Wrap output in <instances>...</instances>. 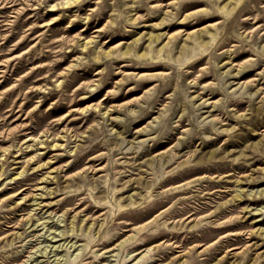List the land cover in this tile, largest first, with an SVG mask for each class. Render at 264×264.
I'll list each match as a JSON object with an SVG mask.
<instances>
[{
	"label": "rangeland",
	"instance_id": "rangeland-1",
	"mask_svg": "<svg viewBox=\"0 0 264 264\" xmlns=\"http://www.w3.org/2000/svg\"><path fill=\"white\" fill-rule=\"evenodd\" d=\"M64 1L0 0V264H264V0Z\"/></svg>",
	"mask_w": 264,
	"mask_h": 264
},
{
	"label": "bare ground",
	"instance_id": "bare-ground-1",
	"mask_svg": "<svg viewBox=\"0 0 264 264\" xmlns=\"http://www.w3.org/2000/svg\"><path fill=\"white\" fill-rule=\"evenodd\" d=\"M78 0H65L64 2H63V5L64 6H69V5H72L73 3H75V2H77ZM240 2H241V0H238L236 3H235V6L234 7H232L231 8V10L229 11V12H227V16L231 13V12H233L236 8H237V6L240 4ZM52 8H53V6H52ZM149 48H151V45H149ZM123 56H131V54H130V51L128 50V49H126L123 53ZM146 56V54L145 53H142V54H140V55H138V58H142V57H145ZM17 178H15L14 180H16ZM14 183H16V181H14ZM160 186H162V183L160 184ZM248 196V195H247ZM236 197H237V199H240V198H238V195H236ZM36 204H38V203H36ZM133 203H131L130 205H132ZM118 208V210H120L121 209V206H118L117 207ZM122 210V209H121ZM160 210V209H159ZM165 216H167V209H164L163 211H161L159 214H157L156 216H155V218L153 219V220H148V221H146V222H144V224H142V225H140V227H138L137 229H136V233L138 234V233H144V232H147L149 229H150V227H151V225H152V223H154V221H156V219L159 217V218H164ZM211 217H215L216 218V216H215V214H212V215H208V219L209 218H211ZM225 224L223 223L222 224V222H221V224H220V226L218 227V228H224L225 226H224ZM73 226H71L70 227V232H72L73 233ZM75 231H81V227L79 226L78 228H77V226H76V229H75ZM262 232H264V230H262ZM63 235V234H62ZM238 235V234H237ZM236 235V233L235 234H231V236L233 237V236H237ZM133 237L134 236H131V237H129V238H127L123 243H127V242H129V241H132V239H133ZM223 237H225V236H222V238ZM214 242H217V240H215ZM123 243H121V245L123 244ZM234 249V248H233ZM233 249H231V250H233ZM147 253V252H146ZM145 256V255H144ZM143 258V257H142ZM141 259V258H140ZM139 259V261H141ZM76 264H83V263H76Z\"/></svg>",
	"mask_w": 264,
	"mask_h": 264
}]
</instances>
